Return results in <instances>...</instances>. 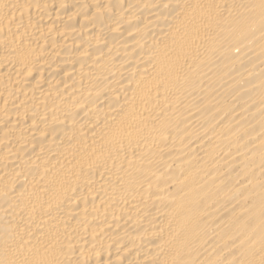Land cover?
<instances>
[{"label": "bare ground", "instance_id": "1", "mask_svg": "<svg viewBox=\"0 0 264 264\" xmlns=\"http://www.w3.org/2000/svg\"><path fill=\"white\" fill-rule=\"evenodd\" d=\"M0 264H264V0H0Z\"/></svg>", "mask_w": 264, "mask_h": 264}]
</instances>
